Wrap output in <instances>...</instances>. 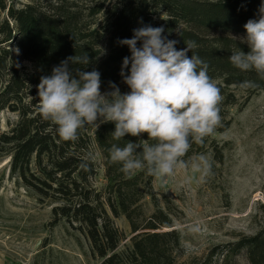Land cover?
I'll list each match as a JSON object with an SVG mask.
<instances>
[{
    "label": "trees",
    "instance_id": "trees-1",
    "mask_svg": "<svg viewBox=\"0 0 264 264\" xmlns=\"http://www.w3.org/2000/svg\"><path fill=\"white\" fill-rule=\"evenodd\" d=\"M29 1L17 8L9 0H0V19L4 17L0 22V113L8 111L18 118L9 131L0 133V156L11 157L10 176L40 203L52 201L55 224L65 221L83 235L100 264H178L183 247L174 222L182 213L167 199L165 208L160 205L153 192V176L143 170L125 176L121 165L110 160L112 144L124 146L147 136L115 141L114 124L97 122L99 127L80 129L77 141H63L55 125L38 112L36 86L62 60L87 52L92 63L83 70L100 72L102 92L110 91L109 81L122 93L128 92L120 71L123 58L131 53L118 41L132 38L133 29L144 25L162 26L168 39L178 41V50L186 47L184 41H194L193 54L208 64V74L224 98L222 124L214 132L222 134L232 124L229 110L239 105L233 90L241 89L238 85L245 80L256 82V89H241L247 94L246 103L264 91V80L255 72H241L229 61L237 47L249 51L236 37L246 35L243 26L249 19H258L261 0H117L112 5L104 1L90 7L87 15L79 0ZM85 16L100 19L88 23ZM214 134L202 144L193 143L185 159L212 150L214 161L222 163L225 156L212 141ZM96 150L103 160L106 182L102 189L93 185L98 172ZM89 153L93 158L84 169L81 164ZM148 198L154 209L149 215L144 205ZM121 218L130 228L129 235L115 224ZM126 240L130 246L121 250ZM242 256L248 264H264V227L255 235L214 247L199 264H239Z\"/></svg>",
    "mask_w": 264,
    "mask_h": 264
},
{
    "label": "clouds",
    "instance_id": "clouds-1",
    "mask_svg": "<svg viewBox=\"0 0 264 264\" xmlns=\"http://www.w3.org/2000/svg\"><path fill=\"white\" fill-rule=\"evenodd\" d=\"M243 27L246 35L236 38L249 51L237 47L229 61L241 72H255L264 80V0L258 19H249ZM164 31L162 26L144 25L133 29L132 38L118 41L131 53L123 58L120 71L128 92L122 93L111 81L110 91L102 92L100 72L83 70L92 63L85 52L67 57L53 67L51 75L40 77L38 112L55 125L66 142L77 141L79 130L86 125L99 127L97 122L114 124L111 135L115 141L146 135L138 142L111 145L110 160L121 165L125 176L143 170L163 183L188 168L190 180L207 178L212 163L206 155L185 157L193 143L202 144L221 126L224 98L208 74V64L193 54L196 43L184 41L186 47L178 50V41L168 39ZM238 87L249 90L259 85L245 80ZM92 158L87 154L81 167L87 169ZM192 231L199 229L193 227Z\"/></svg>",
    "mask_w": 264,
    "mask_h": 264
},
{
    "label": "rangeland",
    "instance_id": "rangeland-1",
    "mask_svg": "<svg viewBox=\"0 0 264 264\" xmlns=\"http://www.w3.org/2000/svg\"><path fill=\"white\" fill-rule=\"evenodd\" d=\"M79 1L87 15L90 7L104 1L112 5L117 0ZM29 2L9 0L17 8ZM85 19L90 23L100 16ZM24 65L31 68L28 63ZM233 91L239 105L229 110L232 124L226 132L212 136L225 156L223 162H215L209 150L205 155L212 163V174L207 178L190 180L191 170L186 168L163 183L156 178L154 181L153 192L160 205L165 208L167 199L182 213L174 222L183 247L178 264H199L214 247L232 243L240 236L255 235L264 227V91L247 103L244 91ZM17 120L14 113H0V133L9 131ZM94 154L98 172L93 185L102 189L106 182L103 160L97 150ZM10 162V155L1 154L0 264H100L83 235L65 221L55 224L52 201L40 203L31 190L10 176ZM144 205L146 214H151V199H146ZM115 224L129 235L130 228L123 218ZM193 227L199 231H192ZM129 246L130 241H123L121 250ZM238 263L248 264L243 256Z\"/></svg>",
    "mask_w": 264,
    "mask_h": 264
}]
</instances>
